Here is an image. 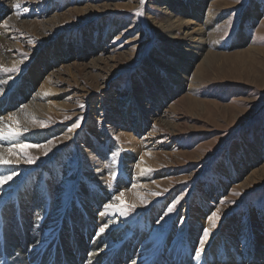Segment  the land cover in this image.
<instances>
[{
  "label": "rangeland",
  "instance_id": "rangeland-1",
  "mask_svg": "<svg viewBox=\"0 0 264 264\" xmlns=\"http://www.w3.org/2000/svg\"><path fill=\"white\" fill-rule=\"evenodd\" d=\"M201 33L206 42L195 51ZM1 36L10 55L4 62L0 48V64L19 68L1 71L11 76L8 101L29 106L47 94L34 101L35 120L47 126L29 121L49 137L20 138L45 145L25 149L39 159L0 148L23 163L13 165L18 193L32 197L39 187L55 198L66 172H88L114 197L123 193L124 206L136 205L127 221L115 215L113 224L126 225L117 237L140 228L158 246H187L194 264H264V0H0ZM131 191L141 204L124 196ZM81 206L73 200L68 209L79 208L84 222ZM91 207L95 227L109 224L112 208ZM13 208L8 226L17 229ZM204 228L205 250L194 258Z\"/></svg>",
  "mask_w": 264,
  "mask_h": 264
},
{
  "label": "bare ground",
  "instance_id": "bare-ground-1",
  "mask_svg": "<svg viewBox=\"0 0 264 264\" xmlns=\"http://www.w3.org/2000/svg\"><path fill=\"white\" fill-rule=\"evenodd\" d=\"M176 21L181 24L183 22V20L180 19H176ZM174 24L172 18H168L165 24L163 23V25H165L164 28L169 30H171ZM2 37L3 36H1V39ZM168 37L170 38V34ZM202 37L203 33L200 34V41L194 46V50L203 48L204 41ZM4 42L5 38H3L2 41L0 40L1 50H6L3 51L5 54H3L5 56V62V60L8 61L6 58L10 54H8V46L4 47ZM13 56L15 55L13 54ZM1 60L0 63L3 62V59ZM15 62L13 64H15ZM2 65L4 66V64H0V67ZM3 74H1L0 71V91L3 93L0 94V116L5 118L6 123H10L11 121L8 120V116L10 113L14 112L19 118L21 125L27 126L29 129V131L24 134L27 136L28 140L33 142L44 141L50 134L36 131V127L29 121V117L37 116V110H35V104L37 103H34V101L36 100L39 102V100L47 97L45 96L47 94L43 95L36 93L33 96L32 103L29 102V106L22 104L20 99L16 102L11 100L8 101L9 92L12 87L8 84L9 78L7 75L5 76ZM24 93L22 98H28L30 94H26V91ZM38 105H40V103ZM121 135V138L123 137L122 139H125V141L130 138L127 135ZM105 138L107 139L106 135ZM56 166L58 167V171L63 170L64 165L62 163H57ZM11 169H13V165L0 166V174L6 173ZM87 173L88 172H80L71 175V172H66L65 175H63V181L61 183L62 188L57 185V191L60 193L55 198L54 196L52 198L47 195L44 191L41 192L39 187L38 190L36 189V192L33 193V196L29 197L26 192L24 194L18 193L11 181H8L4 185L3 192H0V264H117V257L121 255L126 259L129 254H133V259H131L129 264H194V261L189 259V248L187 246L185 247V251H183V246L179 245L176 247H163L160 244L158 246L155 240L151 241L153 236L151 238L150 236L148 237L144 229L139 228L133 236L128 233L129 237L126 239L123 238L122 235H118L117 237V228H126V225L113 223L120 219L127 221V216H121L117 211L115 213V211H112L114 209L109 210L110 212L108 214L110 216V218L108 217L109 225L113 224L114 227L110 229L108 227L101 233L99 231L100 226L95 227L90 220V218L93 217V207H91V204H95L96 207L104 205L102 210H107L111 208L106 209L105 205H120L122 200L113 199L114 195L112 192L104 188L105 184L103 180L94 179L93 176L95 175ZM64 179L68 182L65 183ZM41 183L43 184L44 182ZM44 188V186L40 187L41 190ZM124 196L132 203H142L134 191L126 192ZM73 200L83 206L84 212L82 213L84 214L83 217L86 219L84 222V219L82 220L79 217H75V213L80 211L79 208H72V212L71 210L69 211V204ZM199 203L200 200L197 201L196 204L199 205ZM13 207L16 208V214L13 219L17 221V219L20 218L22 223V226L20 228L18 226L17 229L14 228L12 224L8 226V222L10 223V219L13 216ZM2 213L6 222H3ZM115 215H118L120 219H115ZM104 216L100 215L99 218H103ZM202 217L203 213H200L199 221H201ZM111 220H113V222H111ZM68 223H70L71 226ZM5 226L6 237L4 241L3 229ZM79 228L82 229V235L88 237V242L81 240L78 236ZM140 242H143V244L140 245ZM125 248H127V252ZM120 250H122L121 253H119ZM207 258L209 257L204 256L203 260ZM221 258L222 257L219 256V259ZM196 261L197 264H204L202 262L200 263L199 259Z\"/></svg>",
  "mask_w": 264,
  "mask_h": 264
},
{
  "label": "snow or ice",
  "instance_id": "snow-or-ice-1",
  "mask_svg": "<svg viewBox=\"0 0 264 264\" xmlns=\"http://www.w3.org/2000/svg\"><path fill=\"white\" fill-rule=\"evenodd\" d=\"M139 3L141 5H143L144 0H139ZM15 8L19 9L21 8V5L19 3L15 4ZM25 12L28 11L27 8L24 9ZM137 15H142V10L141 9H136L135 10ZM22 14V13H21ZM7 27V25H5ZM26 55V54H25ZM0 71H3L6 74L12 73V72H16L19 71L18 67H0ZM9 79H11V76H9ZM0 94H3L2 91H0ZM81 107H83L81 105ZM69 117H66V119H68ZM82 118H77V121L74 122L72 124V126L68 129L69 132H71L74 128H78L79 127V120ZM8 120L11 121L10 123H6L5 122V118L0 116V148H3L5 143H7L8 147H7V151L9 153L13 152V150L15 149H19L20 150V154L23 155L25 157V162L32 164L35 163L36 160L39 159V157H32L28 154L27 151H25V149H29V148H41V147H45V145L42 144H33V143H22L20 138L23 137L24 140H27V136H25L24 134L27 133L29 131L27 126H22L20 123L19 118L16 116V114L10 113L8 116ZM33 123H39L40 127H46L47 124L44 121H36L35 118L33 117ZM48 144H52L53 141L49 140L47 142ZM51 149H46V151L44 152V155L48 154V151H50ZM21 161L20 159H9L7 158L5 155L0 154V166H10V165H18L20 164ZM144 171H152L151 168H147L144 169ZM19 172L17 170H15L14 168L11 169L10 171L0 174V192H3L4 190V185L8 182L11 181L14 177L18 176ZM112 179H115L117 173L112 172L110 173ZM159 193H153V195H158ZM123 196V193L120 194V196L117 197H113V199H121V197ZM223 202V201H222ZM175 203V202H174ZM174 207V204H173ZM105 208H112L115 211L119 212V214L121 216H128L129 213L131 211H133L136 208V205H128V206H124L123 203H121L120 205H112V204H108L105 205ZM169 212L172 211V207H169ZM103 215V213H102ZM209 220H211L213 222V225L215 226L216 221L219 219V215H218V211H214L212 212V214L208 217ZM110 225L109 224H104L102 227H100L99 231L101 233H103L105 231V229H107ZM203 235L202 237L199 239V243L198 246L194 249V258H199L203 253H204V245L206 243L207 238L209 237L210 234V230L208 228H204L203 230Z\"/></svg>",
  "mask_w": 264,
  "mask_h": 264
}]
</instances>
